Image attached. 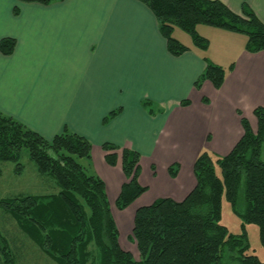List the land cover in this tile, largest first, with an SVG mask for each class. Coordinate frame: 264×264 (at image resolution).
Masks as SVG:
<instances>
[{
  "label": "crops",
  "instance_id": "0c3cea01",
  "mask_svg": "<svg viewBox=\"0 0 264 264\" xmlns=\"http://www.w3.org/2000/svg\"><path fill=\"white\" fill-rule=\"evenodd\" d=\"M219 1L239 15L248 6L264 24V0ZM197 30L209 49L186 43L175 29L189 51L174 57L156 17L138 0H63L48 6L0 0V42L17 43L12 55L0 52V113L47 140L65 131L89 140L91 171L104 181L119 234L127 237L138 209L159 199L182 202L192 193L199 154L232 152L244 135L243 118L257 132L264 51L247 52L241 34L204 25ZM206 58L227 70L219 90L210 81L195 87ZM104 144L121 148L116 166L107 164ZM123 149L140 153L139 182L148 191L120 211L116 201L129 181ZM174 165L179 170L173 178ZM119 241L125 250L122 235Z\"/></svg>",
  "mask_w": 264,
  "mask_h": 264
},
{
  "label": "trees",
  "instance_id": "16d2710c",
  "mask_svg": "<svg viewBox=\"0 0 264 264\" xmlns=\"http://www.w3.org/2000/svg\"><path fill=\"white\" fill-rule=\"evenodd\" d=\"M18 1L48 6L63 0ZM138 1L156 17L174 57L189 51L173 36L175 29L187 33L199 50L209 49V40L198 33L200 25L246 36L245 49L249 53L264 51V24L248 6H243L239 15L219 0ZM14 12L19 13L18 9ZM16 45L14 39H3L0 52L10 56ZM205 61L206 68L195 87L200 90L204 82L210 81L215 89H221L227 70L207 58ZM232 69L233 66L229 68ZM182 105L190 103L183 101ZM145 106L149 108L151 104ZM120 111L109 114L105 123ZM254 115L257 132L243 118L244 135L229 155L206 151L199 154L194 165L197 185L184 201L159 199L138 209L130 237L137 244L138 260L121 247L105 183L91 171L92 145L77 134L65 131L47 140L0 113V163H14L16 174H21V160L26 153L39 174L54 179L58 187L56 193L48 195L0 198V210L14 220L18 238L23 239L28 252L36 246L56 264H264L256 256L246 254L247 225L258 226L264 245V107L257 108ZM103 150L107 164L116 166L121 148L104 144ZM140 160L139 152L122 150V169L129 181L116 201L120 211L148 191L139 182ZM178 170L179 165L170 167V176L176 177ZM224 199L242 219L240 235L230 234L221 223ZM9 224L12 226V222ZM2 232L0 264H16L10 253L18 258L20 252L17 254V246Z\"/></svg>",
  "mask_w": 264,
  "mask_h": 264
},
{
  "label": "rangeland",
  "instance_id": "374dc122",
  "mask_svg": "<svg viewBox=\"0 0 264 264\" xmlns=\"http://www.w3.org/2000/svg\"><path fill=\"white\" fill-rule=\"evenodd\" d=\"M206 27L208 28V26ZM177 30V34H179L181 38L187 41L186 43L192 42L191 37L187 33L181 31L180 29ZM173 36L177 37V35L175 34H173ZM150 107L154 109L152 105ZM21 162L24 164V169L21 174H16V165L14 163H0V198L17 197L21 195L40 196L53 194L58 191V187L54 179L39 174L35 164L29 159L26 153H23ZM110 206H113V202L110 204ZM118 212L121 213L120 211ZM2 218H5V220L2 221ZM9 221L12 222V226L9 224ZM221 223L228 228L230 234L232 235H240L243 232V222L241 217L234 210L232 204L225 199L223 200L222 205ZM15 226L16 225H14V220L9 215L5 214L3 210H0V233L3 231V234L9 236L11 243H14L13 246H17V254H19L20 252L18 258H15V256L10 253V259L12 261H15L16 264H56L48 257H46L36 246H34L32 252H28L25 249L26 244H24V242L22 241L23 239L21 237L20 239L18 238V235L20 234L19 231L16 230ZM246 231L248 233L249 246V248L246 250V254L256 256L260 261L264 262V245H262L261 243L258 226L254 224L247 225ZM121 235L123 237V243L125 244V246H127L124 247L125 250L132 253L136 257V259H138L139 253L136 248V244L130 241L128 242L127 240V238H130L132 235L129 234V236L127 237L126 232H120V238ZM127 243L129 244L126 245ZM225 264L235 263H228L227 261H225Z\"/></svg>",
  "mask_w": 264,
  "mask_h": 264
},
{
  "label": "bare ground",
  "instance_id": "6f19581e",
  "mask_svg": "<svg viewBox=\"0 0 264 264\" xmlns=\"http://www.w3.org/2000/svg\"><path fill=\"white\" fill-rule=\"evenodd\" d=\"M114 214H115L116 218H119V214L116 212L115 208H114Z\"/></svg>",
  "mask_w": 264,
  "mask_h": 264
}]
</instances>
